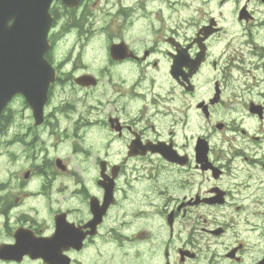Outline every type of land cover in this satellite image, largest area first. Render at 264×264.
Masks as SVG:
<instances>
[{
	"label": "clouds",
	"instance_id": "9594fccd",
	"mask_svg": "<svg viewBox=\"0 0 264 264\" xmlns=\"http://www.w3.org/2000/svg\"><path fill=\"white\" fill-rule=\"evenodd\" d=\"M45 14L39 117L20 91L0 107V247L62 222V264H262L264 0H48Z\"/></svg>",
	"mask_w": 264,
	"mask_h": 264
},
{
	"label": "water",
	"instance_id": "95a60500",
	"mask_svg": "<svg viewBox=\"0 0 264 264\" xmlns=\"http://www.w3.org/2000/svg\"><path fill=\"white\" fill-rule=\"evenodd\" d=\"M47 2L0 0V107L20 91L36 109L37 117L46 83L52 75L40 59L49 23L45 14ZM13 16L15 24L6 28V20Z\"/></svg>",
	"mask_w": 264,
	"mask_h": 264
},
{
	"label": "flooded vegetation",
	"instance_id": "af4514ba",
	"mask_svg": "<svg viewBox=\"0 0 264 264\" xmlns=\"http://www.w3.org/2000/svg\"><path fill=\"white\" fill-rule=\"evenodd\" d=\"M215 231L220 232L222 230ZM74 236L75 234L71 229L62 222L59 223L58 232L51 240H37L29 234L19 233L17 237L18 244L15 248L0 247V258H14L18 257L21 252H29L33 257L43 256L48 264H62V258L59 257V248L71 242Z\"/></svg>",
	"mask_w": 264,
	"mask_h": 264
}]
</instances>
